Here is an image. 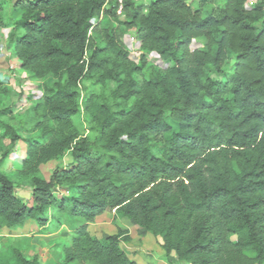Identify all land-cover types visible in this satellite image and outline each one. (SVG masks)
Instances as JSON below:
<instances>
[{"label": "trees", "instance_id": "1", "mask_svg": "<svg viewBox=\"0 0 264 264\" xmlns=\"http://www.w3.org/2000/svg\"><path fill=\"white\" fill-rule=\"evenodd\" d=\"M249 1L0 0L18 67L43 81L23 137L0 80V232L27 220L46 227L54 205L82 219L63 264H138L119 247L126 229L90 234L105 213L130 219L183 264H264V0ZM199 37L204 47L192 49ZM20 140L31 207L1 170ZM65 152L68 168L39 174Z\"/></svg>", "mask_w": 264, "mask_h": 264}, {"label": "rangeland", "instance_id": "2", "mask_svg": "<svg viewBox=\"0 0 264 264\" xmlns=\"http://www.w3.org/2000/svg\"><path fill=\"white\" fill-rule=\"evenodd\" d=\"M4 1L7 2L8 7V3L12 0ZM149 1L142 0V3L148 5ZM253 1L250 0L248 5ZM120 20H123V17H120ZM8 30V28L0 29V80L9 88L8 99L4 103L11 107L10 124L24 137L27 133L21 127V122L25 120L28 108L41 97L43 81L18 67L14 53L7 43ZM124 30L126 49L130 52L131 58L137 59L139 44L133 38V30ZM204 45V38L199 37L193 40L191 48L202 49ZM147 60L159 68L172 66L170 61H162L154 53H149ZM90 83L87 82L88 85ZM96 91H100L98 86ZM79 120L83 127H86L84 119L80 117ZM28 126L26 128H29ZM2 142L7 144L8 140L3 139ZM27 159L28 147L23 140H20L15 143L1 170L13 181L14 194L31 207L33 203L30 176L23 168V163ZM70 164L71 158L65 152L61 157L41 165L39 174L47 178L56 167L68 168ZM62 193L58 190L55 196L60 197ZM45 216L48 218L46 227L39 226L34 220H27L13 233L0 232V264H18L16 253L29 260L35 259L37 264H63L61 247L68 242L72 227L79 225L82 219L70 215L68 211L60 212L54 205L49 206ZM117 227L127 230L129 239L127 242L121 241L119 247L126 252L130 260L138 264H183L176 259L174 253L165 256L159 238L141 231L126 217H119L114 213L103 214L88 225V230L96 238H102L115 234ZM231 239L234 241L235 237L232 236Z\"/></svg>", "mask_w": 264, "mask_h": 264}, {"label": "crops", "instance_id": "3", "mask_svg": "<svg viewBox=\"0 0 264 264\" xmlns=\"http://www.w3.org/2000/svg\"><path fill=\"white\" fill-rule=\"evenodd\" d=\"M105 214H109V213H105ZM25 223H26V221H25Z\"/></svg>", "mask_w": 264, "mask_h": 264}, {"label": "built area", "instance_id": "4", "mask_svg": "<svg viewBox=\"0 0 264 264\" xmlns=\"http://www.w3.org/2000/svg\"><path fill=\"white\" fill-rule=\"evenodd\" d=\"M120 1V0H119Z\"/></svg>", "mask_w": 264, "mask_h": 264}]
</instances>
